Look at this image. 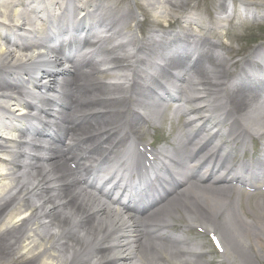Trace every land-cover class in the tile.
I'll use <instances>...</instances> for the list:
<instances>
[{
    "label": "bare ground",
    "instance_id": "bare-ground-1",
    "mask_svg": "<svg viewBox=\"0 0 264 264\" xmlns=\"http://www.w3.org/2000/svg\"><path fill=\"white\" fill-rule=\"evenodd\" d=\"M133 3L143 20L124 0H0V264H209L199 232L220 238L219 264L264 262V155L234 161L238 142L264 139V80L242 76L264 49L216 55L230 49L221 22L244 18L227 12L231 1L181 21L184 0ZM95 28L101 41L87 37ZM201 44L209 66L190 59ZM177 63L187 67L174 84ZM161 102L185 119L152 150L141 128ZM130 139L142 144L136 156ZM99 170L112 188H138L142 205L98 191L89 175Z\"/></svg>",
    "mask_w": 264,
    "mask_h": 264
},
{
    "label": "rangeland",
    "instance_id": "rangeland-1",
    "mask_svg": "<svg viewBox=\"0 0 264 264\" xmlns=\"http://www.w3.org/2000/svg\"><path fill=\"white\" fill-rule=\"evenodd\" d=\"M185 5L178 11V16L180 21L183 15H195V13L199 14L201 17H205L204 20L214 17L217 9L223 10L225 7L218 8L217 5H222L224 2H232L234 11L230 9L231 13H240L241 12V2L246 3L247 5H242L244 7H249L247 12L245 13L247 21H239L238 23L235 19H232L227 23L221 22L223 26H225L224 34H222L220 41L228 46V49H220L217 48L215 50L216 55L219 52H223L225 57H229V52L232 55L233 60L241 59L248 51L249 48L253 47L259 40H264V0H184ZM124 7H127L134 11L136 19L143 20L145 18L144 14L140 11L139 7L135 6L133 0H124ZM165 6V5H164ZM243 7V8H244ZM19 9V8H18ZM192 10V11H191ZM178 19L172 23L171 25L167 22L168 20L164 18L162 24L163 26L171 32L172 30H179L180 26H178ZM229 19V18H227ZM244 20V19H243ZM226 23V25H225ZM28 27V26H27ZM173 31V32H174ZM222 31V30H221ZM148 32L143 33V35H147ZM166 35L165 37H167ZM164 37V38H165ZM165 107V104L162 105ZM162 107L159 109H162ZM172 109H166L163 114V122H161V126L163 127L162 133L166 135H170L171 133H177L179 128L182 125L181 120L178 122L176 116L171 115ZM159 124V122H157ZM154 126L148 124H143L142 131L145 132L143 140L147 143L152 142V140H157V146H163L164 141L158 136V131H154ZM217 142V141H216ZM246 149L251 152V144L248 142L246 144ZM240 148L237 151L236 158L239 157ZM248 155V154H247ZM243 202L247 205L246 196L242 197ZM248 206V205H247ZM198 239L202 245V250L205 251L206 256L205 259L209 262V264H219V261L222 260L221 253L217 252V249L213 245V240L211 235H205L201 232L197 233ZM220 239V238H219ZM221 241V240H220ZM259 264H264V262H260Z\"/></svg>",
    "mask_w": 264,
    "mask_h": 264
}]
</instances>
